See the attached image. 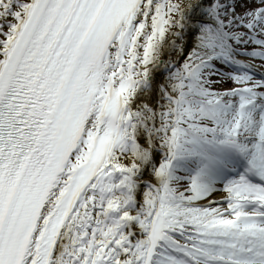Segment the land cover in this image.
I'll list each match as a JSON object with an SVG mask.
<instances>
[{
	"label": "snow or ice",
	"instance_id": "obj_1",
	"mask_svg": "<svg viewBox=\"0 0 264 264\" xmlns=\"http://www.w3.org/2000/svg\"><path fill=\"white\" fill-rule=\"evenodd\" d=\"M0 264H264V0H0Z\"/></svg>",
	"mask_w": 264,
	"mask_h": 264
}]
</instances>
